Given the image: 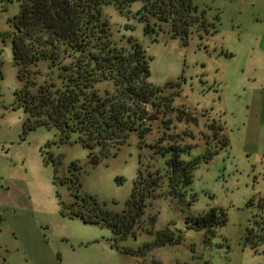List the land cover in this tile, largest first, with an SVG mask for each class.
I'll return each instance as SVG.
<instances>
[{"label":"rangeland","instance_id":"obj_1","mask_svg":"<svg viewBox=\"0 0 264 264\" xmlns=\"http://www.w3.org/2000/svg\"><path fill=\"white\" fill-rule=\"evenodd\" d=\"M19 1L0 0V264H264V245L253 248L244 240L247 228L259 233L264 221V0H195L216 32L204 34L194 26L186 43L171 37L169 23L153 16L141 20V1L122 10L112 3L100 6L111 40L122 47L128 39L138 43L150 58L149 82L163 94L175 93L172 106L197 119L193 124L177 120V112L167 115L169 139L192 147L180 159L198 160L191 184L175 197L167 194L164 178L134 236L117 246L109 228L62 216V205L92 198L108 212L121 213L138 170L141 183L158 178L156 169L163 173L170 154L150 147L164 128L153 121L142 139L132 131L118 150L94 149V165L76 132L64 137L52 126L26 129L14 95L24 82L16 77L11 52ZM58 68L40 61L31 79L37 86L56 83ZM95 88L100 95L113 92L111 82ZM212 119L223 125L226 148L211 138L206 125ZM214 147L217 153L202 160ZM210 208L226 214L213 236L190 227ZM164 228L179 234L180 242L143 255L124 253L144 250Z\"/></svg>","mask_w":264,"mask_h":264},{"label":"trees","instance_id":"obj_2","mask_svg":"<svg viewBox=\"0 0 264 264\" xmlns=\"http://www.w3.org/2000/svg\"><path fill=\"white\" fill-rule=\"evenodd\" d=\"M134 1L143 4L138 12L141 20L153 16L159 22L169 23L171 37H180L183 43L187 42L194 26L204 34L216 32L215 26L204 19V11L198 10L195 0H20L11 33L16 77L19 82H24L14 95L18 96L26 116V129L52 126L64 137L70 131L76 132L78 141L89 151L90 164L94 165L99 159L93 153L94 149L99 148L104 154L111 149L118 150L132 131L142 139L152 132L150 123L153 121L160 120L164 128L163 134L150 147L156 150L155 154H170L163 173L156 169L158 178L145 179L141 183L138 170L121 213L108 212L92 198H80L78 202L62 205V216L109 228L113 246L134 236V227L144 215L147 200L155 198L154 192L161 188L164 178L167 194L181 196L191 184L192 171L198 163V160H181L180 153L192 147L171 141L167 133L171 125L167 118L170 113L177 112V120L186 123L196 124L197 119L188 111L172 106L175 93L163 94V89L149 82L150 58L144 49L131 39L127 40V47L117 46L111 40L107 22L100 17L99 8L103 4L112 3L122 10ZM152 31L148 25L144 28L146 34ZM43 60L49 61L52 67H59L60 73L56 83L37 86L31 79V68ZM100 82H111L113 92L104 91L100 95L95 88ZM174 85L178 84L168 83L166 87ZM32 88H35L34 92H31ZM206 126L211 138L218 142V148H226L229 143L223 134V125L212 119ZM189 136L192 137L190 133ZM164 141L168 143L160 147ZM216 153V148H207L201 159L209 160ZM262 205L264 203L260 205L261 209ZM150 220L153 224L154 218ZM225 223L224 211L210 208L194 219L190 227L213 236V228ZM262 223L259 233L246 229L245 243L253 248L264 245V221ZM154 234L155 239L145 244L144 250L126 248L124 253L143 255L145 250L176 244L181 239L168 228Z\"/></svg>","mask_w":264,"mask_h":264}]
</instances>
